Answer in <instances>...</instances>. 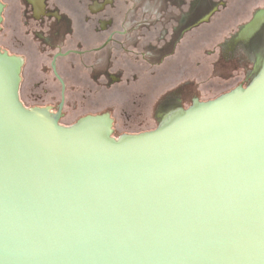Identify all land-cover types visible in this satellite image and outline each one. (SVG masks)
Returning <instances> with one entry per match:
<instances>
[{
	"label": "water",
	"instance_id": "obj_1",
	"mask_svg": "<svg viewBox=\"0 0 264 264\" xmlns=\"http://www.w3.org/2000/svg\"><path fill=\"white\" fill-rule=\"evenodd\" d=\"M263 24L264 6L238 39ZM20 68L0 49V264H264V63L247 87L117 140L107 118L59 125L32 93L27 108L52 110L23 107Z\"/></svg>",
	"mask_w": 264,
	"mask_h": 264
},
{
	"label": "flooded vegetation",
	"instance_id": "obj_2",
	"mask_svg": "<svg viewBox=\"0 0 264 264\" xmlns=\"http://www.w3.org/2000/svg\"><path fill=\"white\" fill-rule=\"evenodd\" d=\"M204 1L193 0L189 6L185 5V12L178 8L172 17L165 11H169L170 5H183V0H149L145 3L150 6L146 11L148 19L145 22L148 23L140 24L139 0H0V31L6 27L9 32H17L11 39H6L0 49L16 55L21 61L18 88L21 104L27 108L22 96L38 95L40 104L47 102L50 105L51 102L55 106L52 115L60 111V125L65 107L71 101L69 97L77 93H86L90 98V95L101 94L108 87L117 85L126 90L127 95H142L149 85V78L155 75V67L163 66L183 42L186 33L203 22L202 11L207 5ZM157 3L164 4L161 14V10L155 8ZM128 15L131 18L128 19ZM161 20L162 24L159 23ZM140 26L146 27L142 31L152 33V41L141 40ZM263 31L264 24L245 39L234 37L232 44L246 47ZM33 57L36 59L34 92L27 84L29 58ZM196 65L201 67L199 62ZM184 73L185 70L172 86L166 83L160 87L158 99L151 103V112L167 101L182 103L186 96L196 91ZM74 99L72 109L76 108ZM130 105L137 106L134 100ZM49 107L27 109L50 112L53 106ZM107 109L105 106V111L111 110ZM132 118L133 115L126 116L125 123H132ZM150 120H155V116L152 115Z\"/></svg>",
	"mask_w": 264,
	"mask_h": 264
},
{
	"label": "rangeland",
	"instance_id": "obj_3",
	"mask_svg": "<svg viewBox=\"0 0 264 264\" xmlns=\"http://www.w3.org/2000/svg\"><path fill=\"white\" fill-rule=\"evenodd\" d=\"M147 1L149 0H139L140 24L148 23L145 22L148 19L146 11L148 12L150 7L146 6ZM183 1L181 6L170 5L167 8L169 11H165V14L168 13L173 17V14H177L178 8L185 12L186 6H189L193 0ZM205 1L207 5L202 11L203 22L196 29L186 33L183 42L175 48V52L163 66L155 67V75L149 78V85L147 84L142 95L137 97L127 95V91L117 85L108 87L107 91L101 94L90 95V98L86 96V93H77L72 98L69 97L71 101L67 103L64 110L70 121L76 125L88 117L107 118L109 122L114 121L113 125L111 124L112 128L110 126L112 131L110 136L117 140L123 135H137L155 130L164 115L178 108L185 110L194 100L201 103L207 102L237 88L247 87L259 75L264 63V31L246 47L235 46L232 42L250 22L251 16L264 6V0ZM122 8L127 9L125 5ZM155 8L161 10V14L164 4L160 6L157 3ZM213 10L215 12L209 15ZM130 16L128 15L127 18H131ZM159 23L162 24L163 21ZM145 28L140 26L141 40L152 41L154 39L152 33L142 31ZM15 33L17 34V32H11V36ZM29 59L28 68L35 77L36 59L34 57ZM198 62L201 63L200 68L196 65ZM145 70L147 71V68ZM183 70H185L184 77L187 82H192L196 91L188 94L189 96H186V100L182 103L167 101L161 106L157 105L155 111L151 112V103L158 97L160 87L166 83L167 86H172L178 81ZM73 99L75 109H72ZM132 100L137 106L130 105ZM105 106L107 110H111L105 111ZM132 115V123L126 124V116L130 118ZM152 115L155 116V120H150Z\"/></svg>",
	"mask_w": 264,
	"mask_h": 264
},
{
	"label": "bare ground",
	"instance_id": "obj_4",
	"mask_svg": "<svg viewBox=\"0 0 264 264\" xmlns=\"http://www.w3.org/2000/svg\"><path fill=\"white\" fill-rule=\"evenodd\" d=\"M107 126H108V124L104 119H99L97 121H89V122L85 123V125L83 127L84 130L81 129L80 131H81V134L84 136V138L87 141H89L90 137L87 135V133H90L91 131L102 132L105 128H107Z\"/></svg>",
	"mask_w": 264,
	"mask_h": 264
}]
</instances>
